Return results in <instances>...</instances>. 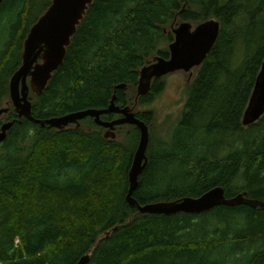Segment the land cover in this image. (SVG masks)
<instances>
[{
	"label": "trees",
	"instance_id": "1",
	"mask_svg": "<svg viewBox=\"0 0 264 264\" xmlns=\"http://www.w3.org/2000/svg\"><path fill=\"white\" fill-rule=\"evenodd\" d=\"M51 2L1 5L0 109L10 100L29 30ZM209 19L220 21L219 38L197 68L170 137H150L133 197L148 204L223 186L227 198L246 193L264 202V116L243 125L264 61V0H94L47 89L31 93L33 114L47 119L105 108L115 93L118 103L133 106L140 70L169 56L174 30ZM164 78L138 104L150 103ZM10 106L5 117L15 124L0 144V264H77L88 252L89 264H237L246 254L245 264H264L262 207L164 215L128 203L136 126H118L134 131L120 141L106 138L90 117L80 127L50 129L20 119ZM137 116L150 128L156 119L154 111ZM225 248L235 262L217 257Z\"/></svg>",
	"mask_w": 264,
	"mask_h": 264
},
{
	"label": "water",
	"instance_id": "2",
	"mask_svg": "<svg viewBox=\"0 0 264 264\" xmlns=\"http://www.w3.org/2000/svg\"><path fill=\"white\" fill-rule=\"evenodd\" d=\"M4 1L0 0V5ZM93 2L94 0H52L50 6L30 28L23 45L22 63L11 76L9 82L10 104L13 105L18 117L20 119L26 117L43 127L48 126L50 129L59 130L72 124L80 127L81 121L90 117L94 119L97 125L107 129L104 136L108 139H116L118 126L134 125L138 127L140 138L129 170L130 188L127 201L131 206H137L140 213L201 214L220 205L236 206L239 204L264 208L263 201L251 199L246 193H239L235 197L227 198L223 186L213 187L200 196H185L172 201L148 204H141L133 197V193L140 183L139 178L149 162L147 153L150 145V127L135 112L139 97L150 92L155 79L179 70L190 72L201 66L219 38L221 23L217 19H209L198 25L191 22L182 23L174 30V40L169 44V56H158L155 61L140 70L134 106L122 107L117 104L118 96L115 93L110 104L105 108L83 109L47 119L37 118L33 114L31 93L39 95L47 89L55 72L63 64L78 26L85 18L89 6ZM117 88L125 89L126 84H120ZM10 104L7 103L6 105ZM10 110L11 106L2 107L0 116ZM111 113L120 114L122 117L112 121L102 118ZM263 116L264 61L244 113L243 125L248 126L256 123ZM14 124L15 120H10L1 125L0 144L6 141ZM117 229L118 227H115L114 231ZM110 233L109 231L106 236H109ZM90 260L91 252H88L79 259L77 264H89Z\"/></svg>",
	"mask_w": 264,
	"mask_h": 264
},
{
	"label": "rangeland",
	"instance_id": "3",
	"mask_svg": "<svg viewBox=\"0 0 264 264\" xmlns=\"http://www.w3.org/2000/svg\"><path fill=\"white\" fill-rule=\"evenodd\" d=\"M196 74L197 68H194L190 72L179 70L165 75L163 90L158 95L153 97L150 103L144 105H136L135 111L137 112L154 111L156 114L155 122L150 125V137L153 134L155 139L159 140V142L170 137L172 131L182 118L183 110L185 108V103L188 97V89ZM134 96L135 92L133 93L132 97ZM5 106L7 105L5 104L4 107ZM3 116H1V118H5L4 120H2V122L4 123L8 120ZM69 127H74V124L70 125ZM133 132L134 131L132 127L124 126V128L122 127L121 131H117L116 140L123 141L126 139V136L129 133ZM218 253L220 254L217 257L228 259V263L230 261L235 262L233 251L231 252L228 248H225ZM249 257L250 256L247 254L244 255V263L237 264H245Z\"/></svg>",
	"mask_w": 264,
	"mask_h": 264
},
{
	"label": "flooded vegetation",
	"instance_id": "4",
	"mask_svg": "<svg viewBox=\"0 0 264 264\" xmlns=\"http://www.w3.org/2000/svg\"><path fill=\"white\" fill-rule=\"evenodd\" d=\"M2 4H3V3H2ZM2 4H1V5H2ZM1 5H0V8H1ZM117 99H118V98H117ZM117 101H118V100H117ZM117 101H116V102H117ZM10 102H11V101L9 100L7 103L10 104ZM7 103H6V104H7ZM117 104H119V105L122 106V107L129 105V104H127V105H122V104H120V103H118V102H117ZM10 105H12V104H10ZM10 105H7V106H10ZM134 105H135V104H134ZM134 105H133V106H134ZM131 106H132V105H131ZM9 112H10V111H9ZM9 112H8V113H9ZM135 112H136V114H138L137 111H135ZM8 113H6V114H8ZM6 114H5V115L3 114L4 116H3V115H2V116L5 117ZM120 117H122V115L111 113V117H110V119H107V120L112 121V120L117 119V118H120ZM0 118H1V117H0ZM4 119H5V118H2V119H0V120H4ZM2 124H3V122L1 121V125H2ZM1 125H0V127H1ZM74 125L77 127L76 124H74ZM137 128H138V127H137ZM105 129H106V128H105ZM106 130H107V129H106ZM106 130H105V131H106ZM138 130H139V128H138ZM116 132H117V130H116Z\"/></svg>",
	"mask_w": 264,
	"mask_h": 264
},
{
	"label": "bare ground",
	"instance_id": "5",
	"mask_svg": "<svg viewBox=\"0 0 264 264\" xmlns=\"http://www.w3.org/2000/svg\"><path fill=\"white\" fill-rule=\"evenodd\" d=\"M258 200V199H257ZM263 201V200H262Z\"/></svg>",
	"mask_w": 264,
	"mask_h": 264
}]
</instances>
